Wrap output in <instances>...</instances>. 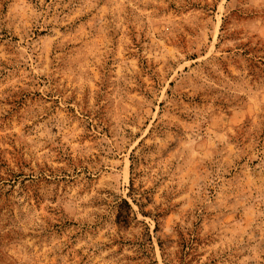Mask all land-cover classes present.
Returning a JSON list of instances; mask_svg holds the SVG:
<instances>
[{"label":"rangeland","instance_id":"obj_1","mask_svg":"<svg viewBox=\"0 0 264 264\" xmlns=\"http://www.w3.org/2000/svg\"><path fill=\"white\" fill-rule=\"evenodd\" d=\"M0 264H264V0H0Z\"/></svg>","mask_w":264,"mask_h":264},{"label":"trees","instance_id":"obj_2","mask_svg":"<svg viewBox=\"0 0 264 264\" xmlns=\"http://www.w3.org/2000/svg\"><path fill=\"white\" fill-rule=\"evenodd\" d=\"M127 204V202H125Z\"/></svg>","mask_w":264,"mask_h":264}]
</instances>
